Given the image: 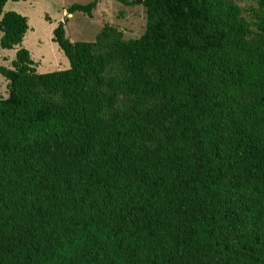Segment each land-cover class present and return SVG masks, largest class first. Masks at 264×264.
<instances>
[{
  "label": "trees",
  "instance_id": "obj_1",
  "mask_svg": "<svg viewBox=\"0 0 264 264\" xmlns=\"http://www.w3.org/2000/svg\"><path fill=\"white\" fill-rule=\"evenodd\" d=\"M7 1L0 264H264V0H143L131 39L71 41L67 17L47 73Z\"/></svg>",
  "mask_w": 264,
  "mask_h": 264
},
{
  "label": "rangeland",
  "instance_id": "obj_2",
  "mask_svg": "<svg viewBox=\"0 0 264 264\" xmlns=\"http://www.w3.org/2000/svg\"><path fill=\"white\" fill-rule=\"evenodd\" d=\"M91 0H8L3 10L14 11L28 20L21 47L30 52L39 73L66 69L69 63L64 53L52 40L53 30L61 21H65V34L71 41L96 42L101 38L103 29L107 28L112 38L115 32H121L124 39L138 38L146 26L145 9L141 2L126 5L115 0L99 1L92 11V16L81 12L67 15V8L74 3L86 4ZM245 14L256 5L255 0H235ZM109 40H104L106 43ZM19 46L12 49L0 47V67L11 68V62ZM100 49L95 47V51ZM113 70L109 71L112 74ZM8 82L0 73V97H8Z\"/></svg>",
  "mask_w": 264,
  "mask_h": 264
},
{
  "label": "water",
  "instance_id": "obj_3",
  "mask_svg": "<svg viewBox=\"0 0 264 264\" xmlns=\"http://www.w3.org/2000/svg\"><path fill=\"white\" fill-rule=\"evenodd\" d=\"M143 0H138V2H142Z\"/></svg>",
  "mask_w": 264,
  "mask_h": 264
}]
</instances>
